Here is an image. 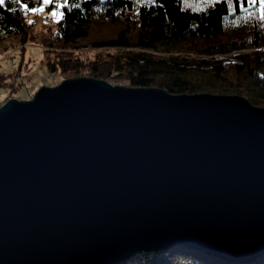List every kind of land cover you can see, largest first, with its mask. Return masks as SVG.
<instances>
[{
	"label": "water",
	"instance_id": "obj_1",
	"mask_svg": "<svg viewBox=\"0 0 264 264\" xmlns=\"http://www.w3.org/2000/svg\"><path fill=\"white\" fill-rule=\"evenodd\" d=\"M182 244L264 253V108L93 77L0 106V264H113Z\"/></svg>",
	"mask_w": 264,
	"mask_h": 264
},
{
	"label": "trees",
	"instance_id": "obj_2",
	"mask_svg": "<svg viewBox=\"0 0 264 264\" xmlns=\"http://www.w3.org/2000/svg\"><path fill=\"white\" fill-rule=\"evenodd\" d=\"M43 0H21L29 9ZM56 2L47 9L55 7ZM241 3L247 11H240ZM63 19L33 34L19 6L0 8V41L46 47L48 71L108 79L172 94H236L264 103V20L247 0H67ZM231 4V7H229ZM73 5H78L73 7ZM251 13L252 15H249ZM89 48L93 56L80 53ZM113 264H264V253L232 261L182 244Z\"/></svg>",
	"mask_w": 264,
	"mask_h": 264
},
{
	"label": "rangeland",
	"instance_id": "obj_3",
	"mask_svg": "<svg viewBox=\"0 0 264 264\" xmlns=\"http://www.w3.org/2000/svg\"><path fill=\"white\" fill-rule=\"evenodd\" d=\"M43 3V1H42ZM41 5L37 7H41ZM35 7V8H37ZM55 7L44 9L41 14L24 12L25 19L29 24V34H39L46 32V25L54 26L55 21L51 12ZM45 46L38 41H22L19 37H7L0 41V106L7 100L15 98L17 100L30 99L33 94L42 86H54L63 79L75 77H90L84 75L69 76L68 73L60 71H48L45 67L44 56ZM96 51L89 48L80 51L83 57L93 56ZM104 80V79H103ZM105 81L112 85L128 86L123 77L112 73ZM243 97H245L243 95ZM247 99V97H245ZM264 108V103L256 105Z\"/></svg>",
	"mask_w": 264,
	"mask_h": 264
},
{
	"label": "snow or ice",
	"instance_id": "obj_4",
	"mask_svg": "<svg viewBox=\"0 0 264 264\" xmlns=\"http://www.w3.org/2000/svg\"><path fill=\"white\" fill-rule=\"evenodd\" d=\"M6 0H0V8H4ZM10 4L13 6L10 8V11H15L14 6H19L20 9H22L24 12H31L32 14H41L44 12L45 7L48 5L53 4V0H43L42 6L37 8H31L29 9L28 4L21 3V0H9ZM209 5L216 4L219 2V0H207ZM248 7H255L257 4H259V13H260V19L264 20V0H247ZM68 6L67 0H64L63 3L56 2L55 3V9L51 12V16L54 21L59 22V20L63 19V12L60 11L62 8H66ZM78 5H73V7H77ZM229 7H231V4H229ZM240 11H247V9L244 7V4L241 3L240 5ZM249 15H252L249 13ZM32 21L29 20V24H31Z\"/></svg>",
	"mask_w": 264,
	"mask_h": 264
}]
</instances>
